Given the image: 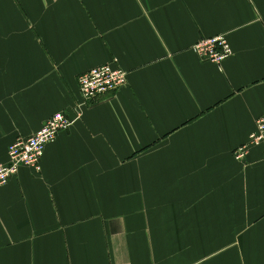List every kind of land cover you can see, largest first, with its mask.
<instances>
[{
    "label": "crops",
    "instance_id": "obj_1",
    "mask_svg": "<svg viewBox=\"0 0 264 264\" xmlns=\"http://www.w3.org/2000/svg\"><path fill=\"white\" fill-rule=\"evenodd\" d=\"M226 36L221 66L193 47ZM128 84L80 109L78 77ZM73 121L0 188V264H264V0H0V166Z\"/></svg>",
    "mask_w": 264,
    "mask_h": 264
},
{
    "label": "built area",
    "instance_id": "obj_2",
    "mask_svg": "<svg viewBox=\"0 0 264 264\" xmlns=\"http://www.w3.org/2000/svg\"><path fill=\"white\" fill-rule=\"evenodd\" d=\"M195 51L203 60L221 66L225 60L233 55L232 48L224 35L205 39L198 42ZM128 73L117 66L113 60L110 63L95 67L78 77L80 103L82 109L100 97L117 92L128 84ZM73 124L63 113L55 114L34 135L19 138L9 148V161L0 166V188L6 186L10 180L18 175L23 167L41 171V160L46 148L53 144L58 135L67 131ZM254 148H262L264 153V116L256 121V129L250 136L249 142L238 147L233 156L238 162H243Z\"/></svg>",
    "mask_w": 264,
    "mask_h": 264
}]
</instances>
